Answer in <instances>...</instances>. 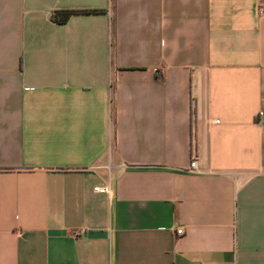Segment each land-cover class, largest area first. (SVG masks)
<instances>
[{
    "label": "crops",
    "instance_id": "0c3cea01",
    "mask_svg": "<svg viewBox=\"0 0 264 264\" xmlns=\"http://www.w3.org/2000/svg\"><path fill=\"white\" fill-rule=\"evenodd\" d=\"M257 6L0 0V264H264Z\"/></svg>",
    "mask_w": 264,
    "mask_h": 264
},
{
    "label": "trees",
    "instance_id": "16d2710c",
    "mask_svg": "<svg viewBox=\"0 0 264 264\" xmlns=\"http://www.w3.org/2000/svg\"><path fill=\"white\" fill-rule=\"evenodd\" d=\"M102 11L103 9H56L52 11L50 19L57 23H63L75 13H95Z\"/></svg>",
    "mask_w": 264,
    "mask_h": 264
},
{
    "label": "built area",
    "instance_id": "2783aa9c",
    "mask_svg": "<svg viewBox=\"0 0 264 264\" xmlns=\"http://www.w3.org/2000/svg\"><path fill=\"white\" fill-rule=\"evenodd\" d=\"M257 14L259 15V16H263L264 15V4H263V2H262V0H258V6H257ZM214 122L215 123H218L219 122V120L218 119H216V120H214ZM196 165V162H195V160L193 159L192 161H190V167H194ZM95 190H99V191H108L107 189H104V188H100V187H95L94 188ZM177 233H182V229H178L177 230ZM78 234V233H77Z\"/></svg>",
    "mask_w": 264,
    "mask_h": 264
}]
</instances>
